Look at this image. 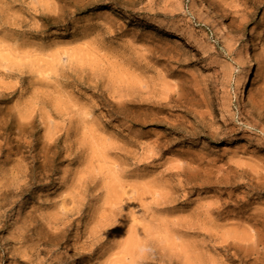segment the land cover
<instances>
[{
  "label": "rangeland",
  "instance_id": "1",
  "mask_svg": "<svg viewBox=\"0 0 264 264\" xmlns=\"http://www.w3.org/2000/svg\"><path fill=\"white\" fill-rule=\"evenodd\" d=\"M0 264H264V0H0Z\"/></svg>",
  "mask_w": 264,
  "mask_h": 264
},
{
  "label": "bare ground",
  "instance_id": "2",
  "mask_svg": "<svg viewBox=\"0 0 264 264\" xmlns=\"http://www.w3.org/2000/svg\"><path fill=\"white\" fill-rule=\"evenodd\" d=\"M220 22L227 23L226 20L223 17L220 19ZM239 50H240V54L243 57L244 68L246 69V71L244 73V80L247 81L253 75V71H252L253 59H252L251 50L249 48V44L247 43V41H244L240 45V49ZM241 103H243L242 99H241Z\"/></svg>",
  "mask_w": 264,
  "mask_h": 264
}]
</instances>
